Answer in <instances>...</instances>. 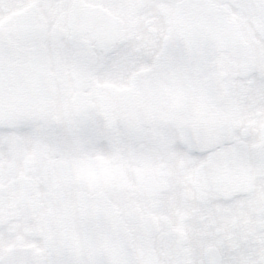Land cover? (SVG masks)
Wrapping results in <instances>:
<instances>
[{
	"label": "snow or ice",
	"instance_id": "1",
	"mask_svg": "<svg viewBox=\"0 0 264 264\" xmlns=\"http://www.w3.org/2000/svg\"><path fill=\"white\" fill-rule=\"evenodd\" d=\"M0 264H264V0H0Z\"/></svg>",
	"mask_w": 264,
	"mask_h": 264
}]
</instances>
